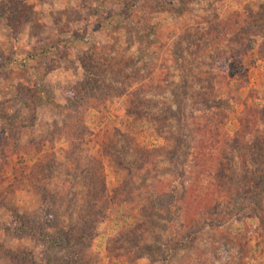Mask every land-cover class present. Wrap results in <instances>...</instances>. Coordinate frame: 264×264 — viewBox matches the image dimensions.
Wrapping results in <instances>:
<instances>
[{"label": "rangeland", "instance_id": "1", "mask_svg": "<svg viewBox=\"0 0 264 264\" xmlns=\"http://www.w3.org/2000/svg\"><path fill=\"white\" fill-rule=\"evenodd\" d=\"M25 1L30 21L17 35L0 19V161L6 156L4 143L15 138L29 148L28 154L7 158L15 167L45 164L48 153L55 158L57 170L62 167L68 140L61 132V113L55 105L64 104L68 86L83 78L79 58L91 61L83 51L92 45L108 46L107 52L88 54L111 70L109 84L113 86L102 104L72 112L70 120L92 134L107 130L115 144L101 153L88 138L81 145L82 151L103 161L106 189L101 195L92 189V181L85 185L91 190L84 191L90 205L80 209L81 200L73 208L76 235L71 245H48L33 232L57 237L48 218L52 214L63 218L73 194V188L56 193L59 183L67 177L81 179L84 168V172L74 169L69 176L57 171L51 180L56 191L43 200L27 184L10 191L0 186V264H264V0H190L188 10L178 17L150 13L152 20L172 30V36L157 49L156 67L150 73L140 64L134 67L135 46L129 45L121 23V2ZM252 20L256 25L249 34L239 31ZM230 34L233 40L223 44ZM178 38L191 69L189 78L195 79L193 88L201 87L208 99L227 102L223 136L229 139L238 133L241 139L236 153L226 149L218 159L219 173L213 170L211 159L206 161L209 168L199 184L163 173L158 156L156 165L151 163L154 160H139L140 150L161 147L163 138L152 125L126 111V93L144 89L153 98L155 91L165 88L151 93L149 87L164 78L170 87L178 79L169 52L172 40ZM26 87L40 91L39 102L36 96L26 97ZM163 97L156 95L159 102ZM149 107L148 103L144 106L145 115H150ZM190 110L197 111V106L193 104ZM249 110L261 117L242 129ZM132 138L138 148L127 146ZM80 155L76 151L78 161ZM7 176L13 179L10 172ZM37 176L40 182L49 180L43 169ZM124 183L127 188L119 191ZM191 188L194 194L188 193ZM175 241L189 242V246L173 252ZM144 245L157 253L139 256L137 249Z\"/></svg>", "mask_w": 264, "mask_h": 264}, {"label": "trees", "instance_id": "2", "mask_svg": "<svg viewBox=\"0 0 264 264\" xmlns=\"http://www.w3.org/2000/svg\"><path fill=\"white\" fill-rule=\"evenodd\" d=\"M117 1L122 3L120 16L122 18L121 23L126 30L127 41L130 46H135L136 57L134 59V67L140 64V68L144 72L150 73L156 67L158 58L157 49L161 47V42L163 43L165 38L172 36V30L163 28L159 21L152 20L150 13L160 11L170 16L178 17L188 10L190 0ZM25 2V0H0V19L6 22L13 35H17L24 25L30 21L29 6ZM253 23H256V20L246 21V23L241 25L239 31L246 35L249 34L252 26L256 25ZM232 37L233 35L231 36L230 34L224 38L223 44H229L233 40ZM172 42L170 45L171 49H169L170 59L173 68L178 70V79L172 81L170 87L169 84L165 83V78L156 82L154 86L149 87L151 93L154 92L155 88H165L158 92L155 91L153 98L147 96L144 89L142 91L134 89L131 93H126V111L128 115L135 116L136 120L152 125L153 129L163 138V145L161 147L154 149L144 147L140 150L139 160L143 158V161L148 160L149 162L157 159L158 156V162L164 164L160 166L163 173H167L171 175V178L177 180L185 177L188 182L191 181L193 184H199L201 174L207 171L206 168H209L206 161L211 159L213 170L217 173L220 170L218 159L224 154L226 149L228 152L236 153L241 139L238 133L229 139H225L223 136V125L226 119L225 110L228 108L227 102L224 104L220 99H208V95H205L201 87L197 90L193 88L195 79L189 78L191 69L184 60L185 51L181 38L172 40ZM108 49L106 45H92L88 50L83 51L84 57L91 59L90 61L87 58L86 60L81 59V57L79 58L83 68V78L75 84L68 86L69 89L65 94L66 102L64 104L55 105L59 107V113H61L59 115V125L61 127H59L68 140L66 161L62 163V167L59 170H57L58 164L55 158H51L52 153L47 154L49 160L45 164L36 163L28 165L25 163L19 168L15 167V164L10 163L11 160H7V158H11L13 155L19 157L22 154H28V146L21 145L15 138L9 139L3 145L6 156L3 162L0 161V186L9 191L10 189L14 190L18 185L24 187V184H27L25 187L39 194L43 200L52 196L56 191L51 187V180L57 171L60 174L69 176L75 173L74 169L80 172H84L83 168L85 170L81 179L75 180L76 178L72 177L70 180L67 177L62 178L63 180L59 183L60 189L56 193H62V191L73 188V194L65 205V215L63 218L49 211L52 214L48 218V222H50L49 226L56 230L57 237L47 233L33 232V234L42 238L48 245H71L72 236L76 235L75 224L72 222L71 216L74 211L73 208L81 200L84 203L80 209H83L85 206L88 208L90 205L88 203L90 196L84 194V191L89 190L85 188V185L92 181V189L94 191L101 195L105 193L106 184L103 161L99 156L82 151L81 145L86 144L85 139L88 138V141L92 142V146H96V152L101 153L105 152L107 148L113 147L115 137L107 132V130H103L100 134H92L85 127L74 125V121L70 119L72 112H78L79 110L86 111L88 108L94 109L108 98V89L113 86V83L109 84V81L113 78L111 70L104 68L101 63L92 61V58L88 54V51L95 52L98 50L99 52H107ZM262 53V57H264V51ZM115 74L120 76L119 72H115ZM30 91L32 93L28 95ZM25 92L27 94L26 97L33 99V96H36L37 102L40 101H38V97L41 95L40 91L32 90V87H26ZM124 93L125 91L121 94L123 95ZM159 93L164 95L161 102L156 98V95ZM193 94H198V96L194 98ZM191 98L195 100V103L190 102ZM147 103L150 106L147 108L148 110L150 109V115L144 114L143 108ZM193 104L197 106L196 113L190 110ZM223 104L224 109L221 110ZM152 107L155 109L154 111H151ZM260 117V114L257 116L253 115L249 110L241 122L243 124L242 129L248 128L251 122L257 121ZM261 119L264 121V116ZM56 124L58 123L54 120V127H56ZM127 146L129 148H138V143L132 138ZM125 149V146L124 148L122 146L120 148L122 153H125ZM35 151L38 152L37 149ZM76 151H81L80 161L77 160ZM229 161L230 165H232L233 161L231 159ZM151 163L153 165L157 164L155 160ZM184 165L189 166V171L184 169ZM42 169L46 173L47 178H49L47 182H40L37 176ZM7 172L12 174L13 179L7 176ZM92 174L94 175L92 176ZM67 180L68 182H66ZM80 184H84L83 187H80ZM172 184L171 188L175 191L176 187L174 183ZM215 184H217L215 179L212 180L211 178V185L215 187ZM127 185V183H124L118 188L119 191H124ZM190 192L194 194V188L188 191V193ZM26 226V224H23V228L27 231L28 228ZM188 246L189 242L181 243L175 241L171 244V251L175 252L181 247ZM137 251L139 256L157 253L156 249L149 245L139 247Z\"/></svg>", "mask_w": 264, "mask_h": 264}]
</instances>
